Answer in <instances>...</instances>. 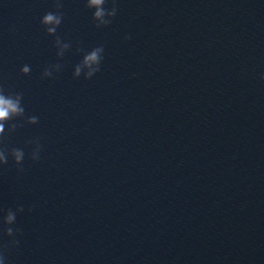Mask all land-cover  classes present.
Masks as SVG:
<instances>
[{
	"label": "water",
	"instance_id": "1",
	"mask_svg": "<svg viewBox=\"0 0 264 264\" xmlns=\"http://www.w3.org/2000/svg\"><path fill=\"white\" fill-rule=\"evenodd\" d=\"M47 11L0 0V87L38 117L4 140L25 150L22 172L0 166V207L25 208L9 264H264V2L117 0L97 28L62 0V58ZM77 42L105 49L87 80Z\"/></svg>",
	"mask_w": 264,
	"mask_h": 264
},
{
	"label": "clouds",
	"instance_id": "2",
	"mask_svg": "<svg viewBox=\"0 0 264 264\" xmlns=\"http://www.w3.org/2000/svg\"><path fill=\"white\" fill-rule=\"evenodd\" d=\"M264 2V0H262ZM84 6L91 10L92 21L97 28L106 27L112 23V18L117 13V0H84ZM62 7V0H55V8L57 11H47L40 17V24L44 31L53 37V46L57 58H62L66 51L72 47V43L62 39L57 34V29L63 20V13L59 11ZM124 39H129L125 34ZM76 52L80 54L79 60L72 66V76L74 78L83 76L84 79L92 78L101 69V63L104 59V46L98 44L89 49L76 47ZM63 68V64L57 60L44 66L41 77L52 78L55 73H59ZM20 72L27 74L30 72V65L23 64ZM261 80H264V72L259 74ZM23 94L18 91L5 90L0 87V166L7 164L9 158L17 166V171L22 172V162L25 158V150L21 147L7 148L4 145L5 138L12 134L22 123L36 124L38 117L36 115L25 116V107L22 103ZM16 118H20L17 121ZM27 145H31L30 158L33 161L40 159L42 144L39 138H32L26 141ZM23 204H17L13 209L11 207L5 209L0 207V234L9 239L0 243V264H9L6 256L8 246H17L20 241L17 238L21 234V228L16 224V218L19 213L24 212ZM31 206H29V211Z\"/></svg>",
	"mask_w": 264,
	"mask_h": 264
}]
</instances>
